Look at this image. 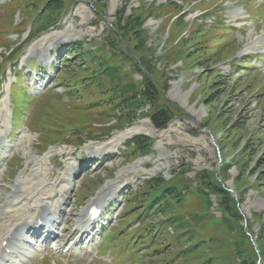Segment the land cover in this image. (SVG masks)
<instances>
[{"label":"rangeland","instance_id":"obj_1","mask_svg":"<svg viewBox=\"0 0 264 264\" xmlns=\"http://www.w3.org/2000/svg\"><path fill=\"white\" fill-rule=\"evenodd\" d=\"M54 2L0 0V126H10L15 106L10 88L16 86L17 99L22 89L33 93L30 73L37 71L39 95L46 90L39 104L34 97L19 102L27 114L13 139L3 141L0 205L22 180L27 184L21 192L29 193L32 203L47 196L42 187L70 189L68 231L56 264H264V57H259L264 53V0H61L58 11ZM78 48L75 59L81 61L69 59L67 69L73 72L59 75ZM91 54L150 89L155 101H129V106H142L129 120L116 105V111L108 103L98 105L103 93L83 79L88 70H99ZM32 60L42 67L30 66ZM21 75L20 85L16 77ZM118 95L109 91L111 99L105 101L118 104ZM152 105L173 108L165 128L147 117ZM133 126L141 131L118 139ZM152 127L156 136L145 131ZM139 135L152 141L141 150L147 152L127 149ZM100 150L104 159L91 160V153ZM74 171V180L60 184ZM160 175L179 184L183 199L167 198L168 211L152 213L146 204L155 194L142 193L145 182ZM214 175L220 186L237 191L240 221L221 210ZM111 185L119 200L109 212L112 224L106 232L114 224L123 230L100 250L111 261H96L95 245L94 254H82L94 260L68 261L76 249L70 247L76 219ZM130 189L142 191L130 199ZM133 201L137 207L127 212ZM31 264L52 263L37 258Z\"/></svg>","mask_w":264,"mask_h":264},{"label":"trees","instance_id":"obj_2","mask_svg":"<svg viewBox=\"0 0 264 264\" xmlns=\"http://www.w3.org/2000/svg\"><path fill=\"white\" fill-rule=\"evenodd\" d=\"M54 1L55 2L52 5V8L55 11L61 10L62 9L61 0H54ZM81 46H83V45H81ZM77 52H78V50H77ZM75 55H77V54H74L73 56H75ZM95 57H97V56L93 55L90 58L92 59V61L94 63L98 64L99 70H96L93 72H90V70H88V76H86V78L84 77L83 79L92 81L93 84L98 86L99 90L103 93V96L96 102V103H98V105H101L102 103H108L107 104L108 109H112V110L114 109L115 111L117 109H119V108L115 107V105H116V106L120 107V109H122V111H124V113L126 114L127 118H123V120L124 119L129 120L131 113H133L135 115L134 110H137L138 108L142 107V106L133 107L132 105L129 106V104H128L129 101H130V103L132 101L133 102L136 101L137 103H142V104L144 103V100H148V101H152V102L155 101V97L153 96L150 89L145 90L144 87L138 86L136 82L126 80L125 79L126 77H124L121 74V72L117 69L116 66L108 64L107 61L103 58H95ZM76 59H78V58H76ZM80 61H81V58L78 59V62H80ZM75 62H76V60H75ZM80 65L81 64L79 63V66ZM239 66H240V64H238L236 67H239ZM80 67L84 68L85 66H80ZM72 72H73V70H64L63 74H65L67 76V75H70ZM105 79L108 80V83H107V80H105ZM122 79H125L126 82L125 83L121 82ZM65 82H66V80H65ZM86 85H87V83L83 86V88ZM78 89L79 88L76 87L73 90H74V92H77ZM84 89H86V88H84ZM113 90L121 93V95H118L120 102L118 104L115 103L114 105H113V102L109 103L110 100L105 101V99H111V98H108L106 95H108L109 91H112V94H113L115 92V91L113 92ZM104 92H107V93H104ZM128 96H130V97H128ZM147 97H150V98L146 99ZM78 98H80V97H77L75 99H78ZM142 100H143V102H141ZM107 107H106V109H107ZM172 109L173 108L170 106L162 107V105H161L160 107H158L156 105H152V107L148 111V116L150 117V119L153 122L155 127L162 129V128H165L167 126L168 122L170 121V118L172 115ZM139 115H141V114H139ZM117 121H119V120H117ZM130 122H132V121H130ZM125 125H127V123ZM235 127H237V126L235 125ZM129 146H131V151H135L136 153H138L139 150L141 151L142 149H146V148L149 149L152 146V141L145 136H141V135L135 136L132 140H130V144H127V149H129ZM143 152H147V151H145V150L141 151V153H143ZM227 164H229V163L227 162ZM224 170H226V167H224ZM263 173H264V171L260 172V174H263ZM261 176H264V175H261ZM145 184H146V186L144 187V189H147V192L144 191L142 193V195L143 194L145 195V194L150 193V192H153L155 194V196L151 197L147 203L148 206H151V207L154 205V207H153L154 210L162 211L163 213L164 212L166 213L168 211V209L166 208V206H164V203L167 200V198L176 199V201L179 200L180 202L183 199V197L181 196V187H179V184L172 185L171 183L165 181V179L161 175L156 176V177L150 179L149 181H146ZM211 184H209V187H212V185H214L215 186L214 192L216 194H218L220 197L219 198V203H220L219 206H220L221 210L223 211V213L226 214L231 221H233L234 219L237 221H240L241 215L236 208V200H235L236 198L227 189H225L219 185L218 177L215 176L213 184L212 185ZM141 191H142L141 189L139 191H137V190L132 191L131 196L132 197H138ZM239 196H240V194H239ZM134 207H136V206L134 205ZM172 217H173L172 221L177 219V216H172ZM174 217H176V218H174ZM167 221L172 222L170 219H168ZM158 226H155V227L157 228ZM179 228H181L182 230L185 229L182 227L181 223L179 224ZM146 230L149 231L150 228H148ZM185 231H187V230H185ZM242 263H244V262H242Z\"/></svg>","mask_w":264,"mask_h":264},{"label":"bare ground","instance_id":"obj_3","mask_svg":"<svg viewBox=\"0 0 264 264\" xmlns=\"http://www.w3.org/2000/svg\"><path fill=\"white\" fill-rule=\"evenodd\" d=\"M261 49L264 50V47ZM3 128H4L3 126H0V144L4 138ZM138 131H141V130L135 126L130 127L128 129H126L123 133L121 132L122 134L118 137V139L127 138L128 136H131L132 134H134ZM145 131L148 132L151 136H156V133H157V131H155V128H153V127H152V129H148V130L146 129ZM100 151H98L96 153L94 152L91 154L94 157L97 156V157L102 158L105 153H103L102 151L100 152ZM26 184H27V182L24 180L18 182L14 186V190L11 193L12 194L11 197L6 200V203L4 205L0 206V220H1L3 217L8 216L9 211L5 208H7L8 205L11 206V202H12L13 197H15L16 195L20 196V197L24 196L25 197L24 200H26V202L23 203L22 206L19 207L18 206L19 204L16 205V206H18V208H17L18 213L15 215L14 221H17V222L12 223L10 225H4V227L0 230V241H1L0 242V253H1V259L3 260L5 258L4 262H6V259L9 256L21 252L22 247L19 244L25 243V241L22 237H23V234L26 232V230L37 225L41 219H44L45 221L49 219L50 214H47L44 211L45 208H47V205L50 204V207H52V209H53L52 212H57L60 209V206L58 205V203L60 202V200L62 201L63 196H65L66 186H63L57 192V194L60 196V199L58 200V202H53V199L51 196L53 192L51 194H50V192L53 191L54 189L42 187L41 190L45 189L44 193L47 194V196L43 197V198L39 197L40 199H38L36 201L34 200L33 203H31V201L27 200V198H26L29 196V193L24 195L23 194L24 192H21L22 190H25L24 187ZM37 185H38L37 183L30 184L27 189L34 188ZM113 187H114V185H111L110 188L105 189L103 191L101 190V192L98 194V196L95 197L93 203L98 202L97 204L103 205L104 201L106 200V197L109 196V194H111V192L113 191ZM110 189H112V190H110ZM41 190H40V192H41ZM38 203H40V204H38ZM91 205H93V204H91ZM90 206H89V208H90ZM89 208H88V210H89ZM88 210H87V213H88ZM27 211H30V213L28 215L24 216L23 214H26ZM20 217H22V218H20ZM78 222H79V225H82L84 223L82 219H79ZM54 235H55V237H57V236L62 237L63 236V234L58 235L57 233H54ZM50 237H53V235H51ZM4 241H8V244L4 245L3 244ZM59 245L60 244L56 243V246H59ZM8 249L11 250L10 255H7Z\"/></svg>","mask_w":264,"mask_h":264}]
</instances>
